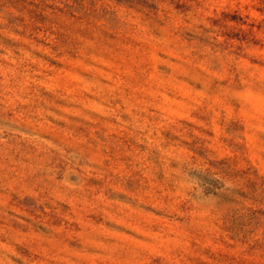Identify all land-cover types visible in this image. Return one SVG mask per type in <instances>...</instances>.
Wrapping results in <instances>:
<instances>
[{"label":"rangeland","instance_id":"obj_1","mask_svg":"<svg viewBox=\"0 0 264 264\" xmlns=\"http://www.w3.org/2000/svg\"><path fill=\"white\" fill-rule=\"evenodd\" d=\"M0 264H264V0H0Z\"/></svg>","mask_w":264,"mask_h":264}]
</instances>
